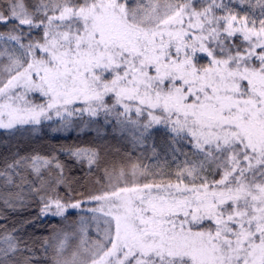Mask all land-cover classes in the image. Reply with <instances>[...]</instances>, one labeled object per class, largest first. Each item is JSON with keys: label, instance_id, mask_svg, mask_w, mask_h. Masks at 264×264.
I'll list each match as a JSON object with an SVG mask.
<instances>
[{"label": "snow or ice", "instance_id": "6c2138e0", "mask_svg": "<svg viewBox=\"0 0 264 264\" xmlns=\"http://www.w3.org/2000/svg\"><path fill=\"white\" fill-rule=\"evenodd\" d=\"M0 139V264H264V0H0Z\"/></svg>", "mask_w": 264, "mask_h": 264}, {"label": "trees", "instance_id": "16d2710c", "mask_svg": "<svg viewBox=\"0 0 264 264\" xmlns=\"http://www.w3.org/2000/svg\"><path fill=\"white\" fill-rule=\"evenodd\" d=\"M60 142L62 143V142H64V141H60ZM68 142L71 143L72 141L70 140V141H68ZM4 143H6V141L0 139V151H3L2 145H3ZM88 179H89V177L85 176V180L87 181ZM40 232H44V229L41 228V229H40Z\"/></svg>", "mask_w": 264, "mask_h": 264}]
</instances>
